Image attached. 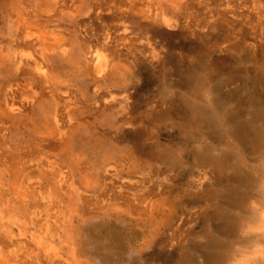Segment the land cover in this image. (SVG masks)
Wrapping results in <instances>:
<instances>
[{
  "label": "rangeland",
  "instance_id": "obj_1",
  "mask_svg": "<svg viewBox=\"0 0 264 264\" xmlns=\"http://www.w3.org/2000/svg\"><path fill=\"white\" fill-rule=\"evenodd\" d=\"M263 215L264 0H0V264H264Z\"/></svg>",
  "mask_w": 264,
  "mask_h": 264
},
{
  "label": "bare ground",
  "instance_id": "obj_2",
  "mask_svg": "<svg viewBox=\"0 0 264 264\" xmlns=\"http://www.w3.org/2000/svg\"><path fill=\"white\" fill-rule=\"evenodd\" d=\"M258 134V133H257ZM261 135V134H260ZM235 136V135H234ZM233 138V137H232ZM236 139V138H235ZM247 143V142H246ZM251 143V142H250ZM254 144H256V143H254ZM258 146V145H257ZM260 146V145H259ZM236 147V146H235ZM254 152V151H253ZM236 155V154H235ZM236 170V169H235ZM241 172V171H240ZM252 175V174H251ZM242 196V195H241ZM239 199V198H238ZM6 206V205H5ZM243 217V216H242ZM258 219H260V225H262L263 227H264V215L263 216H258L257 217ZM233 220V219H232ZM236 220V219H235ZM234 220V221H235ZM240 220V219H239ZM250 220V219H249ZM243 223V222H242ZM255 222H253V224H254ZM246 224V223H245ZM248 227H250V224H251V222L249 221L248 223ZM252 226V225H251ZM250 228H254V227H250ZM264 229V228H263ZM1 244V243H0ZM241 246V245H240ZM1 250H2V248H1ZM2 264V263H1Z\"/></svg>",
  "mask_w": 264,
  "mask_h": 264
}]
</instances>
